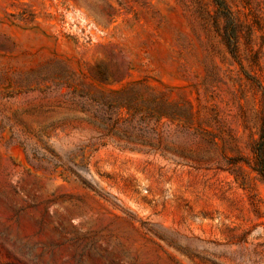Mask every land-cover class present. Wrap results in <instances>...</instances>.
<instances>
[{
  "label": "rangeland",
  "instance_id": "374dc122",
  "mask_svg": "<svg viewBox=\"0 0 264 264\" xmlns=\"http://www.w3.org/2000/svg\"><path fill=\"white\" fill-rule=\"evenodd\" d=\"M0 264H264V0H0Z\"/></svg>",
  "mask_w": 264,
  "mask_h": 264
}]
</instances>
